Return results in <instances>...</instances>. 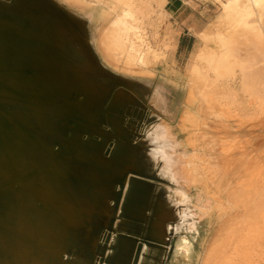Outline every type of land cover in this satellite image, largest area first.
<instances>
[{
  "label": "bare ground",
  "instance_id": "obj_1",
  "mask_svg": "<svg viewBox=\"0 0 264 264\" xmlns=\"http://www.w3.org/2000/svg\"><path fill=\"white\" fill-rule=\"evenodd\" d=\"M166 1L65 0L82 17L75 25H94L101 59L133 76L172 63L170 43L153 46L170 16ZM208 1L218 5L214 18L189 26L198 45L181 129L192 131L193 147L207 119L227 127L231 114L264 112V0ZM67 25L29 0L23 12L0 9V264H163L175 205L188 199L177 188L175 205L160 200L165 188L152 183L160 164L174 182L201 187L216 213L201 264H264V149L218 137L216 157L207 148L175 159L168 125L142 134L139 88L98 73L88 37ZM105 186L119 192L117 209ZM208 206L189 215L204 217Z\"/></svg>",
  "mask_w": 264,
  "mask_h": 264
},
{
  "label": "rangeland",
  "instance_id": "obj_2",
  "mask_svg": "<svg viewBox=\"0 0 264 264\" xmlns=\"http://www.w3.org/2000/svg\"><path fill=\"white\" fill-rule=\"evenodd\" d=\"M37 4H42L43 7L57 18L62 19L74 25L80 33L85 34L89 39V46L91 54L87 61L91 66H95L96 71L106 78L111 79L114 83L123 88L138 87L142 93V115L143 122L141 124L142 134L149 131V129H162V126L168 125V144L169 151L175 159L187 160L193 153L199 155H208L216 157L213 145L210 142H215L217 138H231L235 139L236 143L244 146L249 153H256L264 149V112L252 113L249 116L240 117L231 114L228 118L227 127L223 124H217L214 119H207L205 121L207 127L203 133L206 138H203V133L200 131L195 134L198 142L193 147L189 144V138L192 136V131L182 130V116H184V92H185V76L188 59L193 52L196 45H198L197 37L190 32L189 26L191 23L184 22L183 17L178 18L172 15L162 24L159 29V35L153 43V46L168 42L172 46L171 64L166 67L165 64H159L153 69L150 74L143 75H129L119 70L109 67L99 56L94 46V39L96 36L94 25L90 24L88 20L87 25H75L82 18L78 13L72 12L70 6L65 0H29ZM184 9L190 10L191 18L198 20L200 25H208L218 12V5L208 0H182ZM0 9L2 12L9 14L10 12L18 13L26 11V0H3L0 2ZM75 11V10H73ZM168 26V34L165 30ZM70 26V25H67ZM70 26V27H71ZM79 72H84L86 67L76 68ZM237 113V112H236ZM250 113V111H249ZM236 115V117H235ZM78 128L79 126L74 125ZM76 137L74 133L70 139ZM149 136H146V139ZM204 140H207L208 145H204ZM138 146L141 148L147 147L146 140L139 138L137 140ZM216 143V142H215ZM209 148L210 151H203ZM211 148V149H210ZM205 153V154H204ZM104 156V155H103ZM107 159H112L111 156H104ZM155 176V175H154ZM146 183L150 180L146 179ZM152 183L157 186H163V192L160 194V200L170 205L176 204L175 190H184L187 203L176 204V218L177 230L167 241V250L165 251L163 264H201L203 255L218 229V220L216 213L210 211V204L201 187H189L188 183L180 177L179 182L176 183L171 180L163 171L161 164L156 171V177L152 178ZM182 189V190H181ZM101 192H107L109 196L113 197L110 202H106L108 207L117 209L118 200L115 194L119 195L118 191H111L107 186L101 189ZM204 203L208 206L207 214L201 218H192L189 213L195 210V206ZM196 213V212H195ZM183 240L186 241L184 245ZM185 250L187 254L185 255ZM104 254V252H103Z\"/></svg>",
  "mask_w": 264,
  "mask_h": 264
},
{
  "label": "crops",
  "instance_id": "obj_3",
  "mask_svg": "<svg viewBox=\"0 0 264 264\" xmlns=\"http://www.w3.org/2000/svg\"><path fill=\"white\" fill-rule=\"evenodd\" d=\"M182 0H167L165 9L169 13V15L176 16L178 18L183 17L184 22H190L191 25L194 23V19L191 18L190 10L184 9V4L181 2ZM189 31V29H188Z\"/></svg>",
  "mask_w": 264,
  "mask_h": 264
}]
</instances>
